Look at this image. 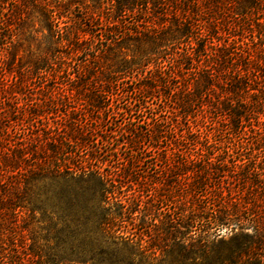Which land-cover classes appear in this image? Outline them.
Returning a JSON list of instances; mask_svg holds the SVG:
<instances>
[{"label": "trees", "instance_id": "trees-1", "mask_svg": "<svg viewBox=\"0 0 264 264\" xmlns=\"http://www.w3.org/2000/svg\"><path fill=\"white\" fill-rule=\"evenodd\" d=\"M0 81V264H264V0H0Z\"/></svg>", "mask_w": 264, "mask_h": 264}, {"label": "rangeland", "instance_id": "rangeland-1", "mask_svg": "<svg viewBox=\"0 0 264 264\" xmlns=\"http://www.w3.org/2000/svg\"><path fill=\"white\" fill-rule=\"evenodd\" d=\"M29 24V26H28ZM31 24V25H30ZM32 24L35 27H37V23L35 24V22H31L28 21L27 24L23 25L21 27L20 32L18 33V39L15 41V45L13 48V52L17 53V57L18 59L15 61V63L13 65L10 66V68L13 70L12 73L7 74L6 79L9 80L8 83H10L13 79V76L15 74V72L18 70H21L23 73V70L25 71L27 69V65L29 64V58L31 56V53L36 52L38 47V41L36 40L37 38H41V34H38L35 37V40H31L29 33H32L31 29H32ZM22 66V67H21ZM27 73V72H26ZM24 81L26 83H24L25 89L24 91L28 94H34L37 93V87L39 86L38 84V77L37 75H33V76H29V77H24ZM1 84V81H0ZM42 96V95H41ZM73 101V100H72ZM63 103V102H62ZM66 103V102H65ZM77 106H79V104H76ZM163 116L165 117L166 120L170 121L172 118L175 120V124L178 125L179 129H184L185 128V122L186 120L182 117H178L175 115H171V113L167 110L164 111ZM120 121H124L122 117L119 118ZM191 125L194 127V130H200L203 133L208 132V134L210 136H213L214 134H217L219 131H221L222 124L220 122L215 121H211V119L208 116L205 117H201V116H197L194 123H191ZM115 125L110 124L108 126V130L111 131ZM223 139V138H222ZM224 141L226 139H223ZM229 139H227L228 141ZM125 151V152H124ZM131 153L127 150H123V155L121 156H126L125 158H127V155H130ZM250 157H253V153H251L249 155ZM144 162L141 163V166H139V175L141 176H148L152 179H157L156 182V189L159 191L160 193V187H162L164 185V178H167L170 173L166 171H163V169L160 166L155 165L156 163L160 162V158L157 156H154V154H148L147 156H145V159H143ZM106 169H108V167H105ZM254 181H258V179L254 176L252 178ZM180 185H183L182 183H180ZM254 187H252V185H250L248 187V196H247V200L250 203V206H254L255 204H258V200H259V194L253 189ZM168 190H171L168 189ZM263 201V203H262ZM260 205L262 206V208L264 209V190H263V194L260 195ZM253 209V208H252Z\"/></svg>", "mask_w": 264, "mask_h": 264}]
</instances>
